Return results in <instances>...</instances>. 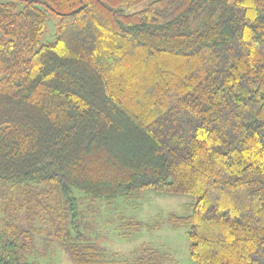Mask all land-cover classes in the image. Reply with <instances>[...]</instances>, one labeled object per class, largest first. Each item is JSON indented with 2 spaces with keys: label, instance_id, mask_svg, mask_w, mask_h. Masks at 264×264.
I'll return each instance as SVG.
<instances>
[{
  "label": "trees",
  "instance_id": "obj_1",
  "mask_svg": "<svg viewBox=\"0 0 264 264\" xmlns=\"http://www.w3.org/2000/svg\"><path fill=\"white\" fill-rule=\"evenodd\" d=\"M147 190L193 198L197 264H264V0H0V264H168L85 237Z\"/></svg>",
  "mask_w": 264,
  "mask_h": 264
},
{
  "label": "rangeland",
  "instance_id": "obj_2",
  "mask_svg": "<svg viewBox=\"0 0 264 264\" xmlns=\"http://www.w3.org/2000/svg\"><path fill=\"white\" fill-rule=\"evenodd\" d=\"M60 17L48 12V22L42 43L55 40ZM128 201L118 199L112 203L84 200L82 221L86 239L99 245L108 253L123 254L131 259L139 254L141 246H149L169 254L168 264H197L189 254V239L186 227H174L169 222L171 214L188 215L192 211L193 198L185 194H171L147 190ZM143 222L140 230L128 223ZM34 246L21 253V259L42 264H73L63 246ZM52 256V261L50 257Z\"/></svg>",
  "mask_w": 264,
  "mask_h": 264
}]
</instances>
